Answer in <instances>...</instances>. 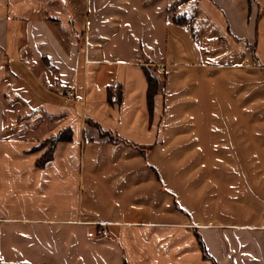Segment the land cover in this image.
Returning <instances> with one entry per match:
<instances>
[{
	"label": "crops",
	"instance_id": "0c3cea01",
	"mask_svg": "<svg viewBox=\"0 0 264 264\" xmlns=\"http://www.w3.org/2000/svg\"><path fill=\"white\" fill-rule=\"evenodd\" d=\"M0 264H264V0H0Z\"/></svg>",
	"mask_w": 264,
	"mask_h": 264
},
{
	"label": "trees",
	"instance_id": "16d2710c",
	"mask_svg": "<svg viewBox=\"0 0 264 264\" xmlns=\"http://www.w3.org/2000/svg\"><path fill=\"white\" fill-rule=\"evenodd\" d=\"M143 69H144L145 77H146L147 83H148L147 105L150 109L152 107L154 95L156 93H158L160 90H162V88H163L164 78L161 75H158L157 71L151 66H144ZM101 135L106 136V135H109V133L101 132ZM113 139H115V138H112L110 136V140L112 141ZM60 140H61V137L56 136L53 138H49L40 144V147L47 146V148H46L45 152L36 160L37 166H43L47 161H49L51 159L53 146H54L56 141H60ZM198 243H199V246L203 252V256L207 257L206 252L204 250V246H203L202 242L200 241V239L198 240Z\"/></svg>",
	"mask_w": 264,
	"mask_h": 264
},
{
	"label": "built area",
	"instance_id": "2783aa9c",
	"mask_svg": "<svg viewBox=\"0 0 264 264\" xmlns=\"http://www.w3.org/2000/svg\"><path fill=\"white\" fill-rule=\"evenodd\" d=\"M159 70L160 71H164V67L162 65H159ZM113 87H117V83L113 84ZM81 100V98H79L78 96H76L75 91H74V87L70 86L67 87L64 90L63 93V102L65 103H72V102H79ZM103 234H106L105 232H103Z\"/></svg>",
	"mask_w": 264,
	"mask_h": 264
},
{
	"label": "rangeland",
	"instance_id": "374dc122",
	"mask_svg": "<svg viewBox=\"0 0 264 264\" xmlns=\"http://www.w3.org/2000/svg\"><path fill=\"white\" fill-rule=\"evenodd\" d=\"M162 66H163V65H162ZM158 68H159V66H158ZM161 72H163V71H161ZM103 232H104V231H103ZM103 232H102V233H103ZM103 235H105V234H103Z\"/></svg>",
	"mask_w": 264,
	"mask_h": 264
}]
</instances>
